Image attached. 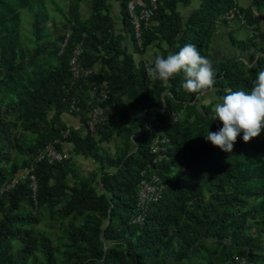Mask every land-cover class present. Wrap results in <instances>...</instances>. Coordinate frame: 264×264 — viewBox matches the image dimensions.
<instances>
[{"label": "trees", "instance_id": "1", "mask_svg": "<svg viewBox=\"0 0 264 264\" xmlns=\"http://www.w3.org/2000/svg\"><path fill=\"white\" fill-rule=\"evenodd\" d=\"M63 1L0 0V187L71 128L64 121L69 101L79 102L75 117L85 125L90 103H97L92 89L98 95L105 83L108 122L96 135L71 129L70 159L37 165V204L27 182L0 198V264H264V132L248 143L241 133L232 153L204 136L222 126L212 111L219 97L229 89L250 92L264 70V0L240 8L255 37L237 45L255 49L256 63L227 59L214 69L216 91L204 94L185 91L182 73L167 85L153 80V62L137 57L150 48L166 57L194 44L211 60L218 22L236 0H161L141 47L131 0ZM25 12L32 36L24 32ZM79 47L81 66L93 74L76 80L69 64ZM206 94L215 102L203 104ZM150 123H160L172 141L169 159L159 166L150 155ZM116 130L122 145L113 155L102 152ZM77 156L92 159L100 174L79 175ZM154 171L168 190L145 221L134 224L137 186L143 173ZM41 208L59 222V244L35 229Z\"/></svg>", "mask_w": 264, "mask_h": 264}, {"label": "built area", "instance_id": "2", "mask_svg": "<svg viewBox=\"0 0 264 264\" xmlns=\"http://www.w3.org/2000/svg\"><path fill=\"white\" fill-rule=\"evenodd\" d=\"M161 0H131L128 4L129 14L133 22L135 29V35L139 40V46L141 47L140 38L143 30L151 28L154 22L155 11L158 8V3ZM163 1V0H162ZM240 20L242 24L247 25V20L236 5L230 10L222 19V22H218L220 27L223 21L232 22L233 20ZM253 33H251L252 37ZM70 34L66 35V40L62 43V51L65 50ZM81 49L77 48L73 57L70 60V70L74 79L81 80L87 79L93 74V70H87L81 66ZM108 84L105 83L103 90L97 95V88L92 89L91 95L93 99H96L97 103H90V110L88 112L86 124H82L81 120L78 125L71 127L67 131L62 132V138H58L49 142L46 146L39 149L32 158L30 167L21 169L18 171L9 181L5 182L0 187V198L5 197L8 193L13 192L20 184L27 182L29 188L32 190L34 200L37 204V194L39 190L38 178L36 175V167L42 162L63 163L70 159V155L67 151L63 150L65 141L68 139L71 133V129L74 130H87L93 135H96L98 129L104 126L108 122L107 110L102 106L104 102L108 100L107 92ZM82 112L79 102L73 99L68 102V113L70 116H79ZM147 111H145L146 114ZM173 122L179 121V114L173 113ZM223 126V125H222ZM220 127V129L222 128ZM151 139V152L150 155L153 159V164L159 166L164 161L169 159L168 153L171 148V138L166 135L164 127L160 123H150L146 126ZM137 215L133 219L134 224H141L145 221L151 206L159 203L166 191L168 190V184L163 181L157 171L152 173H143L142 178L137 186ZM238 259V258H237ZM229 264V263H228Z\"/></svg>", "mask_w": 264, "mask_h": 264}, {"label": "clouds", "instance_id": "3", "mask_svg": "<svg viewBox=\"0 0 264 264\" xmlns=\"http://www.w3.org/2000/svg\"><path fill=\"white\" fill-rule=\"evenodd\" d=\"M181 73L185 91L196 94L216 91L213 63L202 56L194 44H186L166 57L155 56L153 66L148 69V75L153 80H160L166 85ZM212 111L213 119L223 126L216 132L208 131L204 136L222 151L232 153L241 133L245 143L260 136L264 132V70L256 73L250 92L229 89L226 95L219 97Z\"/></svg>", "mask_w": 264, "mask_h": 264}, {"label": "crops", "instance_id": "4", "mask_svg": "<svg viewBox=\"0 0 264 264\" xmlns=\"http://www.w3.org/2000/svg\"><path fill=\"white\" fill-rule=\"evenodd\" d=\"M239 8L241 9H248L252 6V0H236ZM198 1H196L197 3ZM198 4H196L197 6ZM194 11L192 8L187 9L186 12L191 13ZM262 26L264 28V21H261ZM253 32V28L242 24L240 20H233L232 22H228L227 24H222L219 28H217L216 35L214 37L213 41V52L212 55V63L214 69H216L221 63L225 62L227 59L239 57L246 61V63H256L259 54L255 51V49L242 51L239 49L237 43L238 42H246L254 37H251V33ZM256 35V31H255ZM126 44L130 50V52H134V48L132 44L126 40ZM156 51L152 48H150L144 57H137V61L140 62L141 60H145L147 62L152 63L154 57L156 56ZM215 96L212 94H206L203 96L202 101L203 104L206 105L212 104L215 102ZM64 121L67 123L69 127H74L79 124L80 118L75 116L66 115L64 117ZM72 147L69 146L67 143H65L64 149L67 151L70 155ZM76 157H74L75 160ZM95 163V162H94ZM97 166V164H94ZM99 167L97 166L96 169ZM92 175H95V172L93 169L91 171L86 172V177H90Z\"/></svg>", "mask_w": 264, "mask_h": 264}, {"label": "rangeland", "instance_id": "5", "mask_svg": "<svg viewBox=\"0 0 264 264\" xmlns=\"http://www.w3.org/2000/svg\"><path fill=\"white\" fill-rule=\"evenodd\" d=\"M62 5L65 4V2L63 0H58ZM51 8V7H50ZM51 11L54 12V10L51 8ZM90 11L89 10H85L84 11V14H88ZM114 12L115 13H118L119 12V5L116 4L115 8H114ZM24 32L26 35L28 36H32V29L30 27V21H31V16L29 13L25 12L24 13ZM59 20V18H58ZM51 30L53 32H56V29L55 28H51ZM156 53V52H155ZM119 124H121L120 122H118ZM116 135H115V138L114 140L111 142V143H108V144H104L102 146V149L103 151L102 152H105V153H108V154H115V152L119 149V147L122 145V137L120 136L119 132L116 130L115 131ZM94 161L92 159H86L82 156H77L75 158V160L73 161V165H74V168L76 170V172L83 176L86 174V172L88 171H91V169L94 170L95 174L98 176L100 173L98 172V169L97 166L94 165ZM97 181H100V178L98 177ZM102 188V186H101ZM50 210L47 209V208H41L40 211L38 212V214L42 217V221L41 223L36 226V230L37 231H41L43 233H45L46 235L50 236L54 242L58 243V238H57V234L59 233V229H60V226H59V222L57 221V219L55 220H51L50 218Z\"/></svg>", "mask_w": 264, "mask_h": 264}, {"label": "water", "instance_id": "6", "mask_svg": "<svg viewBox=\"0 0 264 264\" xmlns=\"http://www.w3.org/2000/svg\"><path fill=\"white\" fill-rule=\"evenodd\" d=\"M110 223V218H108L107 225ZM107 249V248H106Z\"/></svg>", "mask_w": 264, "mask_h": 264}]
</instances>
